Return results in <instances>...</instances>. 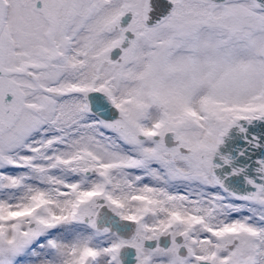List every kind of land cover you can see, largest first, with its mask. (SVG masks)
I'll use <instances>...</instances> for the list:
<instances>
[{
    "label": "snow or ice",
    "instance_id": "1",
    "mask_svg": "<svg viewBox=\"0 0 264 264\" xmlns=\"http://www.w3.org/2000/svg\"><path fill=\"white\" fill-rule=\"evenodd\" d=\"M0 264H264V0H0Z\"/></svg>",
    "mask_w": 264,
    "mask_h": 264
}]
</instances>
